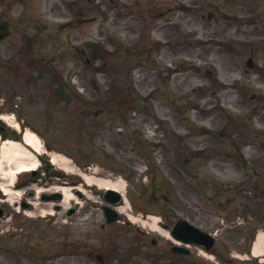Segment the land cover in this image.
Returning a JSON list of instances; mask_svg holds the SVG:
<instances>
[{
  "label": "rangeland",
  "instance_id": "rangeland-1",
  "mask_svg": "<svg viewBox=\"0 0 264 264\" xmlns=\"http://www.w3.org/2000/svg\"><path fill=\"white\" fill-rule=\"evenodd\" d=\"M73 1L0 0V17L10 23L11 30L0 38V102L17 91L13 104L25 106L19 116L47 152L35 164L42 166L37 183L52 191L69 187L62 183L70 182L69 176L79 179L77 174L63 172L66 178L60 180L46 170L51 164L50 151L69 157L71 165L88 176L122 182L125 212L134 216L141 230L166 241L153 228L159 221L166 224L158 212L172 208L180 216L185 207L195 208L191 203L210 213L203 217L205 222L196 219L200 227L212 230L209 225H220L223 230L218 235L230 230L228 212L218 210L219 200L214 204L211 199L227 189L225 184L253 171L257 177L247 179L251 190L237 201L245 216L237 227L252 226L247 222L254 220L262 224L264 0H236L233 4L228 0H185L202 6L185 13L178 10L183 0H76V14L91 19L78 26L69 24ZM215 4L226 5L224 11L231 21L202 23L200 17ZM168 19L172 24L154 33L156 21ZM165 40L169 47L156 48L157 41ZM20 49L24 58L33 61L26 63L23 58L16 64ZM249 57L256 66L247 73ZM12 59H16V68L6 69ZM22 62L24 68L18 67ZM46 63L49 73L28 87L22 72L29 78L37 71L34 67ZM53 75L60 85L56 79L51 84ZM60 86L65 100L57 92ZM134 102L139 103L126 106ZM16 117L7 114L5 120L14 124ZM254 185L261 192H254ZM95 191L87 192L90 202L101 204ZM164 196L173 204H162ZM230 196L226 192L220 201ZM29 199L36 207L29 211L30 219L23 221L25 226L18 235L11 226L17 222L20 227L21 217L15 222L11 215L0 217V264L81 263L67 255L78 245L75 241L80 233L72 229L78 227L75 218L70 222L62 211L54 210V204ZM246 199L249 204L244 209L241 204ZM80 204L84 209L77 220H86L84 210L91 203ZM97 210H93V220L103 221ZM43 215L46 219H41ZM259 228L264 231V223ZM131 237H117L125 260L158 263L149 259L158 251L150 240L137 235L140 242H133ZM101 241L95 236L97 244ZM247 248L244 243L236 245L235 254L246 256ZM81 249L76 253H82ZM188 262L214 264L212 255L194 254Z\"/></svg>",
  "mask_w": 264,
  "mask_h": 264
},
{
  "label": "flooded vegetation",
  "instance_id": "flooded-vegetation-1",
  "mask_svg": "<svg viewBox=\"0 0 264 264\" xmlns=\"http://www.w3.org/2000/svg\"><path fill=\"white\" fill-rule=\"evenodd\" d=\"M24 181V180H23ZM26 182H21L19 187L22 188V186ZM233 188V189H232ZM232 190H233V198L230 199V206H231V216L235 218L234 223L236 222L237 213L236 210H233V205L236 204V194L238 186L237 184H232ZM81 198H84L83 195H81ZM234 203V204H233ZM235 208V207H234ZM92 206L90 208H86L84 210L86 218L88 221L83 220H77L78 216L80 215L81 210L78 208H74L73 211V217L75 218L74 223L78 225L77 228L72 227L73 232L76 233L79 231L80 235L76 238L78 245H73V253H71V258L74 259H81V263L77 264H107L111 261L112 256L113 257H121L123 253L121 252V249L118 246L117 237L120 235L130 236L131 240L137 241L139 235V230H133L130 228V223L119 221L115 222L111 225L105 224L103 221H94V215ZM98 213H96V216ZM124 225V226H122ZM96 228V229H94ZM88 230V231H85ZM240 229L237 228V225L235 223L234 226H232V230L229 231V233L225 232L221 236L222 242H219L218 244L221 245L223 243L222 247H216L213 251L215 254V258L218 260H221V264H235V247L236 245L251 243V237L253 228L247 227L244 229L243 232H239ZM227 233V234H226ZM95 236L102 239L100 244H97L95 242ZM112 239L115 241H109L108 239ZM155 247L158 249L156 254H153V257L155 259L160 258V261L158 264H185L186 260L183 256L179 254H174L172 251H170L171 244L169 247H165L162 243L160 244L158 241H154ZM94 244V245H93ZM217 244V245H218ZM81 249L82 253L77 254L76 249ZM159 248L161 250H159ZM125 252V250L123 251ZM168 253V254H167ZM173 257H177L176 259H173ZM249 261H245L244 264H258L257 260L253 259L252 257H249ZM173 260H176L174 263ZM179 260V263H178ZM76 261V260H75ZM130 261V260H127ZM243 264V263H241ZM261 264H264L261 263Z\"/></svg>",
  "mask_w": 264,
  "mask_h": 264
},
{
  "label": "bare ground",
  "instance_id": "bare-ground-1",
  "mask_svg": "<svg viewBox=\"0 0 264 264\" xmlns=\"http://www.w3.org/2000/svg\"><path fill=\"white\" fill-rule=\"evenodd\" d=\"M24 139L27 147L33 148L34 150H36V152L41 151V147H42L41 143L35 134L27 131L25 132ZM52 155H53V160H52L53 163L59 165L60 167H62L63 169L69 172H73V170L75 171V168L69 165V160L66 157H63L62 155L56 153ZM0 160H1L0 171L5 172V170L3 169L4 162L7 164H11L14 162V164H16L17 166L10 168L8 171L11 177L10 182H12V180L15 177V173H16L15 170L22 168L25 170H31L34 168V166H36L35 164L37 163L36 156L31 152V150L24 147L22 143H17L15 141H7L2 145V156ZM82 176L84 177L86 182L90 185H97L101 189L110 188L119 191L120 193L123 192L124 184L122 182H113L106 179H99L93 176L92 177L88 176L86 174H82ZM61 190L64 193L63 204L64 206H66L69 203V199H70L69 196H71L70 195L71 189L62 188ZM121 210L124 211V208H122ZM254 253L256 255L264 254V233H260L258 235L254 245Z\"/></svg>",
  "mask_w": 264,
  "mask_h": 264
},
{
  "label": "water",
  "instance_id": "water-1",
  "mask_svg": "<svg viewBox=\"0 0 264 264\" xmlns=\"http://www.w3.org/2000/svg\"><path fill=\"white\" fill-rule=\"evenodd\" d=\"M251 63H252V60H250V63H249V64H250V66H251Z\"/></svg>",
  "mask_w": 264,
  "mask_h": 264
}]
</instances>
